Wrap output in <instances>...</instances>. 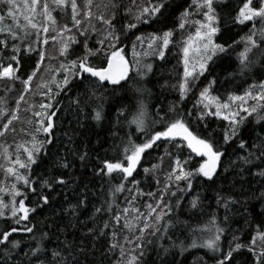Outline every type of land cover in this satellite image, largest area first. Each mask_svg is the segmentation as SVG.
I'll return each mask as SVG.
<instances>
[{
  "label": "trees",
  "instance_id": "obj_1",
  "mask_svg": "<svg viewBox=\"0 0 264 264\" xmlns=\"http://www.w3.org/2000/svg\"><path fill=\"white\" fill-rule=\"evenodd\" d=\"M25 1L31 6V0H16L13 11L16 21L8 15V6L0 3V16L4 17L0 21V71L9 64L15 69L13 79L0 77V132L3 133L0 135V212L3 213L0 215V232L13 227L21 229L12 237L19 241V248L12 249L8 245L5 249L0 245V264H38L31 256L37 246H44L39 254L44 264H57L52 257L54 251L61 253L60 264H64V260L67 264H127L132 255H138L137 243L145 252L139 258V264H217V260L237 243L243 247L233 252L231 264H257V256L248 248L256 238L255 252L259 253L264 235V176L258 175L264 170V158L257 159L259 153L254 148L242 150L239 144L242 141L246 145L264 142V120L256 118L264 115V108L248 116L240 111L241 101L229 98L245 96L248 91L255 95L260 91L259 86L264 84V47L249 53L252 63L241 73L238 57L245 46L242 38L249 34L250 26L236 25L233 19L242 0H215L221 20V33L216 42H227L232 48L227 55L219 54L209 62L208 71L198 77L183 99L179 91L184 73L183 48L190 36L195 39L197 25L192 21H203L202 14L192 9L193 14L185 28L179 27L181 13L189 9L192 0H168L170 7L164 15L149 19L148 23L134 19L138 6L146 4V0H92L91 26L83 20L86 0H77L80 10L77 18L82 20L80 30H88L87 39L73 27L70 4L58 6L54 0H39L34 13V22L39 27L31 29L29 26L26 34L23 17L31 12L24 7ZM45 3L55 23L41 14ZM99 13L107 17L115 15L111 29L95 19ZM130 22L136 23L137 27L128 29ZM65 26L72 31L61 35ZM43 27H48V33L42 31ZM110 30L120 37L118 43L105 39ZM165 31H172L173 36L161 59L157 48L160 42L154 43L151 49L148 44L153 35L162 36ZM69 36L77 43L68 42V52L62 56L60 50ZM137 37H141V41ZM45 38L48 39L46 45L43 43ZM257 40L259 42L258 37ZM100 41H104L103 45ZM109 43H116L128 58L127 92L114 90L110 84L106 89L96 88L88 80L81 83L72 76L76 71L71 67L72 61L89 52L92 66H106V57L112 50ZM39 53L44 54L43 61ZM13 55L16 60L12 59ZM145 64L152 65L151 72L138 75V69L146 71L142 68ZM34 72L36 76L26 86L24 81ZM66 76L72 80L68 88L63 86ZM212 81L215 84L209 89V96L215 97L220 104H229V109L221 108L219 117L214 114L215 104L205 108L208 101L201 102V91ZM133 84L146 89L143 95L132 90ZM141 100L147 110L144 133L129 123L139 113ZM101 103L102 119L97 122L92 118L93 109ZM257 103L249 98L243 107L251 108ZM259 103L264 104V101ZM41 105L51 107L45 109ZM121 108L124 115L118 120L117 111ZM230 111L247 118L238 134L225 143L224 135L231 129L230 120L223 117ZM40 112L41 115H36ZM209 112L213 114L209 115ZM49 116L53 123L51 136L36 131L41 128V121L47 124ZM160 117L166 121L184 119L195 135L213 142L224 153L214 182L196 177L192 189L187 190L186 181L168 179L176 159L189 171L197 169L203 162L179 138L175 142L158 141L148 149L133 174L135 182L133 178L122 180L120 173L98 175L104 161H123V147L129 139L140 144L161 130L164 125L160 123ZM5 125H8L7 129ZM33 136L37 141L51 139L53 143L44 146L35 164L28 169L19 168L14 161L19 156L26 162L24 148H32ZM177 144L181 146L177 147ZM250 152L253 153L251 157ZM245 157H249L248 163H245ZM62 164L69 166H59ZM8 167H14L15 173L26 176L31 181L30 186L17 181L14 173L7 172ZM61 178L65 184L53 182ZM44 181L49 184L45 185ZM121 183L124 190L116 192L115 188ZM17 190L25 193L26 207L35 209L30 211L29 220L20 225H16L11 215V208L14 204L18 208L21 199L14 197ZM41 196L48 197V204L43 203ZM161 196L163 204L171 205L172 210L157 225L159 232L150 235L154 229H146L142 239L137 241L145 222L155 225V213L151 217L147 215L148 205L155 206ZM197 197L199 204L194 209L190 202ZM225 202H228L227 208ZM117 216L119 222L115 219ZM25 225L33 227V233L22 231ZM217 228L221 230L218 251L190 246L193 240L199 244L212 238ZM113 244L118 246L113 248ZM9 250L10 254L6 256L5 252Z\"/></svg>",
  "mask_w": 264,
  "mask_h": 264
},
{
  "label": "snow or ice",
  "instance_id": "obj_2",
  "mask_svg": "<svg viewBox=\"0 0 264 264\" xmlns=\"http://www.w3.org/2000/svg\"><path fill=\"white\" fill-rule=\"evenodd\" d=\"M0 3L5 4L8 6L9 11L8 15L12 17L14 21H16V16L13 14L14 9H16L17 3L16 0H0ZM39 3V0H31V6L25 4V8H29L31 13L36 12V5ZM54 3L58 6H64L70 4L72 10V20H73V27L80 31V35L84 36L87 39V29L80 30V26L82 24V20L78 19L77 17L80 15V10L78 9L77 0H54ZM92 0H86L85 11L83 12V20L87 21L91 26V19L93 18V14L91 12ZM115 7V5H113ZM170 5L168 4V0H146V4H142L138 6V11L134 14V19L136 22H143L148 23L149 19L161 17L164 13L168 10ZM192 9L195 10L196 13L202 14L203 21L200 20H193L192 23L197 25L195 31V41L199 42L194 46L193 44V37H189L187 45L183 48L184 52V73H183V82L179 85L180 91V98L183 99L185 95L191 90V88L195 85L196 80L199 76L204 75L206 71H208V64L209 62L213 61V58L219 54L227 55L229 50L232 48L231 44L225 43H217L216 38L221 33V20L219 15L217 14L216 7H215V0H192V4L190 5L189 9H186L184 12L181 13L180 20L181 23L179 27L181 29L185 28V25L188 23L189 17L193 14ZM47 20L55 23L52 19L51 13L48 8V4L45 3L42 7L41 13ZM24 20L26 24L24 25L25 33L27 34V28L30 26L31 29H37L39 26L37 23L34 22V17L25 14ZM4 17L0 16V21H3ZM95 19L103 24L107 25L109 29H111L112 22L115 19V15L113 14L110 17L105 16L103 13H99L95 16ZM233 23L236 25H244L249 27V34L242 38L244 42V50L239 54V63H240V71L243 73L252 61L250 60L249 53H251L254 49H258L264 47V0H259V3H254V0H242V6L238 7L237 14L233 19ZM259 25V27H257ZM17 27H20L17 24ZM128 29H133L137 27L136 23H129ZM11 32L12 29L9 28ZM42 31L44 33H48V27H43ZM72 30L64 27L63 31L60 33L63 35L64 33L71 32ZM122 34H124V30L122 29ZM38 42H39V33H37ZM173 36L172 31H165L163 32L162 36H155L153 35L150 39L151 42L148 44V47L151 49L153 44L159 41L160 43L157 44V48L159 49L158 55L161 59L164 58V49L168 48L170 43L171 37ZM259 38V42L257 40ZM106 40L112 41L115 40L117 43L120 40V37L116 35L111 30L109 31L108 35L105 37ZM138 41H141V37L136 38ZM77 43V41L72 37L69 36L68 40L63 43V47L60 50V54L63 56L68 52L69 43ZM43 43L46 45L48 44V39L45 38ZM103 45L104 41H100ZM85 48L87 45H84ZM109 47L112 49L110 54L106 57V66L95 67L89 63V52L88 55H84L83 57L79 58L78 60L72 61L71 67L76 71L72 73V76L76 79H79L81 83L83 81L88 80L91 84H93L96 88H107V85H112L113 89L121 90L123 92L129 91L127 86V81L129 79V65L125 60L124 55L122 54V49H118L116 43H109ZM190 50H194L199 57V71H196L195 66L192 69H189V52ZM41 61L44 59V54L39 53ZM13 60H16L15 55L12 57ZM63 67V65H62ZM142 71L138 69V75L143 76L146 75L147 72H151L152 65L145 64L142 66ZM15 76V69L9 64L6 67H3L2 71H0V77H6L8 79H13ZM36 76L34 72L32 75L28 77L24 84L27 86L32 80L33 77ZM191 77V80L189 78ZM72 80L66 76L63 80L64 88H68ZM215 84V81L210 82L209 87L204 88L201 91V102L207 100L208 103L204 104L205 108H209L212 104L216 105L215 115H221V108L229 109V104L224 103L220 104L215 97L209 96V89L212 85ZM58 87H60L58 85ZM260 91L257 94H253V91H248L245 96H234L230 97V100L234 101H241L240 111L247 113L248 116H251L253 113H257L258 109L264 108V104H260V101H264V84L260 85ZM132 90L136 93L143 95L146 91L145 88L137 86L135 84L132 85ZM95 93H93V96ZM246 97H249L253 100H256L258 103L251 108L243 107V104L247 103ZM23 99V97H21ZM100 99V98H98ZM51 105H41V108H50ZM139 113L135 115L129 123L136 125V130L144 133L146 130L145 124V117L147 116L146 106L141 100L139 102ZM94 116L92 117L95 121L99 122L102 119L103 113V104L101 103L98 105L97 108L93 109ZM209 115L213 114L211 112L208 113ZM36 115H41V113H36ZM124 115V111L121 108L117 111V119ZM247 117L240 116L239 112H229L228 115H225L223 119L230 120V132H226L224 135V142L228 143L229 140L234 138L238 132L240 126L244 123ZM257 120H264V115H258ZM203 119V116L200 117ZM155 123V122H153ZM160 123L163 124V128L161 130H157L154 134L150 135L148 139L140 144H134L131 139L128 140L127 145L123 147V161H116V162H109L104 161V167L100 170L98 175H108L111 176L113 173H120L122 174V180H129V178H133V174L137 170V166L140 164L142 155L148 150L151 149L157 142H175L179 138V140L186 142V146L188 149L191 150V153H194L196 156L201 157L203 162L200 163L199 167L195 170H186L182 165L179 159L175 160V167L168 174V179L175 181H186L187 182V190H191L193 187L192 181L196 177H203L207 181H213L214 177L217 175V169L220 166L221 158L224 155L213 142L209 141L208 139L201 138L198 135H195L193 131L190 130L189 126L185 123L184 119L177 118L171 121H166L164 117H160ZM11 124V121H9ZM41 128L36 129L37 132L42 131L45 135L51 136L53 123L51 117L49 116L48 122L45 125L43 121H41ZM5 129L8 128V125L4 126ZM0 135H3L0 132ZM53 143V140L48 139L46 141H37L36 137L33 136V144L32 148L28 149L27 147L24 148V152L27 153L26 162H22L19 156L14 161L15 165H18L19 168L28 169L31 164H35L37 162L36 157L41 153L42 149L46 144ZM181 145L177 144V147ZM119 147V145H117ZM240 149L247 150V148H254L259 155L256 157L257 159L264 158V142L260 143L259 145H246V142H241L239 144ZM86 155V154H85ZM253 153H249V157H251ZM249 157H245V163L249 162ZM81 159H84V156H81ZM126 161V163H125ZM185 164L187 161L184 162ZM61 167L67 168L68 164L59 165ZM156 167V166H153ZM145 172H149V169H144ZM8 173H14L16 175L17 181H22L25 186H30L31 181L24 175H20L14 172V167L7 168ZM260 176H264V170L258 173ZM56 184H65L66 181L64 179H55L53 181ZM135 182V181H134ZM138 183V182H137ZM44 184H49V181H44ZM167 188V185H166ZM124 190V184L121 183L117 185L115 188L116 192H120ZM35 192V189H32ZM151 195V194H150ZM175 195V193H172ZM19 196L21 199L18 202V208L14 206L11 208V215L12 218L15 219L16 225H20L23 221L29 220V213L30 211L34 212L35 209H29L25 205L26 195L20 191L14 192V197ZM40 199L43 201L44 204H48L49 200L47 196H41ZM192 208H197L199 204V198L193 199L191 202ZM2 207V205H0ZM224 207H228V202L224 203ZM149 212L147 213L148 216H153L155 213L154 220L155 225L148 224L145 222V227L140 229L141 236L137 237V241H140L143 237L144 231L146 229H154L150 231V235H155L156 232L160 231V228L157 226L159 225L160 221L167 215H169L170 211L172 210L171 205L163 204V196L160 198V202H158L155 206L148 205ZM157 209H160L157 212ZM167 209V210H165ZM100 209H97L99 212ZM125 212L128 210L125 209ZM18 213L22 215H18ZM0 215H3L0 212ZM116 221H120V217L117 216ZM108 227L107 224L104 225ZM128 226L127 224L125 225ZM21 229L18 227H13L11 229H6L3 232H0V245L5 246V249L8 248V245H11L12 249L19 248L20 244L18 240L12 239L14 233L20 231ZM25 233H33V227L25 225L22 229ZM167 228H165V232ZM220 229H216V234L202 243H197L196 240L191 242V247H203L208 248L212 251L219 250L218 241L220 240ZM103 233L101 232V235ZM46 235V234H45ZM34 238V237H33ZM151 243V241H148ZM257 241L256 238H253L251 246H249L248 251L253 252L257 256V264H264V235L261 236L260 241V248L261 250L259 253L255 252ZM118 245L113 244L112 247L116 248ZM243 245L237 243L234 249H231L227 252V254L223 255L222 258L217 260V264H231L233 260V252L239 251ZM136 248L139 249L138 255L134 254L130 257L127 261V264H139V258L145 255V252L142 246L137 243ZM44 250V246H37L34 250L31 251V256L35 257L38 264H44V261L41 259L39 255ZM135 252V249L133 250ZM10 254V250L5 252V255L8 256ZM124 251L121 247V255L123 256ZM27 255V254H26ZM52 257L54 260L57 261V264H60L61 261V253L58 251L52 252ZM64 264H67L66 260H64ZM163 264V262H162Z\"/></svg>",
  "mask_w": 264,
  "mask_h": 264
},
{
  "label": "rangeland",
  "instance_id": "obj_3",
  "mask_svg": "<svg viewBox=\"0 0 264 264\" xmlns=\"http://www.w3.org/2000/svg\"><path fill=\"white\" fill-rule=\"evenodd\" d=\"M25 4H28L27 1H25ZM28 15H29V13H28ZM30 16H31V13H30ZM32 16L35 17V14L33 13ZM198 43L199 42L195 41V39L193 40L194 46ZM122 54L124 55L125 60L128 61V58L125 56V54L123 52H122ZM188 59H189V69L191 70L192 67L195 66L196 71H199V57H198V54L194 50H190ZM248 99H249V97H248ZM40 113H42V112H40Z\"/></svg>",
  "mask_w": 264,
  "mask_h": 264
},
{
  "label": "bare ground",
  "instance_id": "obj_4",
  "mask_svg": "<svg viewBox=\"0 0 264 264\" xmlns=\"http://www.w3.org/2000/svg\"><path fill=\"white\" fill-rule=\"evenodd\" d=\"M173 53V52H172ZM32 68V67H31ZM24 77V76H23Z\"/></svg>",
  "mask_w": 264,
  "mask_h": 264
},
{
  "label": "water",
  "instance_id": "obj_5",
  "mask_svg": "<svg viewBox=\"0 0 264 264\" xmlns=\"http://www.w3.org/2000/svg\"><path fill=\"white\" fill-rule=\"evenodd\" d=\"M127 63H128V61H127Z\"/></svg>",
  "mask_w": 264,
  "mask_h": 264
}]
</instances>
